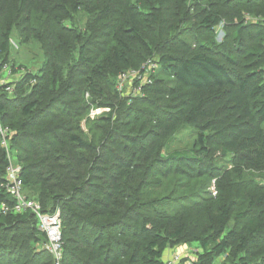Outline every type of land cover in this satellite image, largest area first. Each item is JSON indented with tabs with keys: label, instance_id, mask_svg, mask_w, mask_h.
<instances>
[{
	"label": "trees",
	"instance_id": "1",
	"mask_svg": "<svg viewBox=\"0 0 264 264\" xmlns=\"http://www.w3.org/2000/svg\"><path fill=\"white\" fill-rule=\"evenodd\" d=\"M13 32L44 62L0 91V121L25 194L60 212L61 264H164L179 242L264 264V0H0V75ZM7 164L0 144V203ZM37 224L0 214V264L53 263Z\"/></svg>",
	"mask_w": 264,
	"mask_h": 264
},
{
	"label": "built area",
	"instance_id": "2",
	"mask_svg": "<svg viewBox=\"0 0 264 264\" xmlns=\"http://www.w3.org/2000/svg\"><path fill=\"white\" fill-rule=\"evenodd\" d=\"M156 64L153 60H146L140 69H129L120 74L117 89L120 92H129L135 96L142 93V88L151 82V72H153ZM13 70L12 64H4L2 74L0 75V91L4 90L8 93H13L15 89L14 81L20 77L24 71ZM137 81V84H133ZM108 108H93L90 111V116L108 111ZM11 133L9 127L2 125L0 121V144L6 151L8 164L6 166L5 181L2 187L11 196L12 202L2 201L0 203V214H8L10 212L21 213L30 211L34 213L38 220V230L44 233L46 241L42 247L50 252L53 257L52 264H61L62 262V231L61 218L59 210L52 213L43 212L41 205L33 198L28 197L24 192L23 181L20 176L21 166L14 161V156L9 149L8 137ZM196 256H191L177 249L173 250L164 259V264H196Z\"/></svg>",
	"mask_w": 264,
	"mask_h": 264
},
{
	"label": "rangeland",
	"instance_id": "3",
	"mask_svg": "<svg viewBox=\"0 0 264 264\" xmlns=\"http://www.w3.org/2000/svg\"><path fill=\"white\" fill-rule=\"evenodd\" d=\"M246 19L254 20L255 18H253V16H248ZM222 26L223 25H220L218 29V33H217L218 41L222 39L223 31L220 28ZM10 41H11V49H10V56H9L10 62L9 63L14 62L15 67L16 68L18 67V70L20 71L25 70V71H31L34 73L38 72V70L41 68L44 62L43 52H42V49L39 43L34 39H29L26 43H21L18 37V34L15 32H13ZM95 116L97 115H94L93 117ZM90 117L93 118L92 116ZM83 127H84V122H83ZM191 142H192V137L189 136L184 131H181L178 133L177 139L171 143L170 148H183L187 146V144H191ZM209 190L211 191V193H213V195L215 194L214 181L212 182ZM175 249L181 252H184L186 254H190L191 256H194V257L196 254L195 253L196 249L194 246H191L190 244L186 242H179L175 245H172L169 248V250L166 253V256H168ZM227 255L228 254L225 253L219 257H216L213 261V264H221L223 261L228 260Z\"/></svg>",
	"mask_w": 264,
	"mask_h": 264
}]
</instances>
